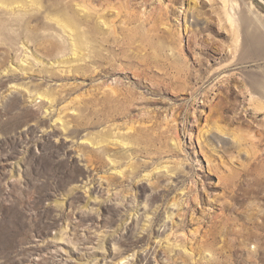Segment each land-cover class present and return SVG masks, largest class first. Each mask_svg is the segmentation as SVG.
Here are the masks:
<instances>
[{"label":"rangeland","instance_id":"obj_1","mask_svg":"<svg viewBox=\"0 0 264 264\" xmlns=\"http://www.w3.org/2000/svg\"><path fill=\"white\" fill-rule=\"evenodd\" d=\"M0 264H264V0H0Z\"/></svg>","mask_w":264,"mask_h":264},{"label":"bare ground","instance_id":"obj_2","mask_svg":"<svg viewBox=\"0 0 264 264\" xmlns=\"http://www.w3.org/2000/svg\"><path fill=\"white\" fill-rule=\"evenodd\" d=\"M238 11H239V9H238L237 5L232 4L230 7L229 14H228V19L231 22L232 26H238L237 20H236V15H237ZM165 228H166V224L163 226V229H165ZM157 234H158L157 236L160 235L159 233H157ZM159 244H160L159 242L158 243L154 242L153 246H151V250L153 251L155 248H157L156 246H159Z\"/></svg>","mask_w":264,"mask_h":264}]
</instances>
